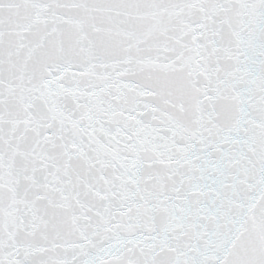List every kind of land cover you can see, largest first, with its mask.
Instances as JSON below:
<instances>
[{"label": "snow or ice", "instance_id": "1", "mask_svg": "<svg viewBox=\"0 0 264 264\" xmlns=\"http://www.w3.org/2000/svg\"><path fill=\"white\" fill-rule=\"evenodd\" d=\"M0 264H264V0H0Z\"/></svg>", "mask_w": 264, "mask_h": 264}]
</instances>
